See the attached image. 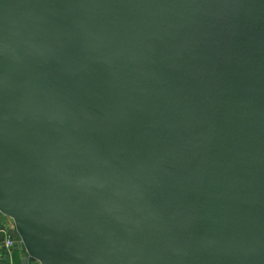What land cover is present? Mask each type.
<instances>
[{"label":"water","instance_id":"1","mask_svg":"<svg viewBox=\"0 0 264 264\" xmlns=\"http://www.w3.org/2000/svg\"><path fill=\"white\" fill-rule=\"evenodd\" d=\"M0 212L36 264H264V0H0Z\"/></svg>","mask_w":264,"mask_h":264},{"label":"built area","instance_id":"2","mask_svg":"<svg viewBox=\"0 0 264 264\" xmlns=\"http://www.w3.org/2000/svg\"><path fill=\"white\" fill-rule=\"evenodd\" d=\"M16 231L15 224L0 223V264H36ZM33 261V262H32Z\"/></svg>","mask_w":264,"mask_h":264},{"label":"crops","instance_id":"3","mask_svg":"<svg viewBox=\"0 0 264 264\" xmlns=\"http://www.w3.org/2000/svg\"><path fill=\"white\" fill-rule=\"evenodd\" d=\"M0 223L1 224L2 223L3 224L7 223L8 225H13L14 224V221L10 217H7V216H5L4 214H2L0 212ZM14 234H17V231H14ZM0 253H1V249H0Z\"/></svg>","mask_w":264,"mask_h":264}]
</instances>
